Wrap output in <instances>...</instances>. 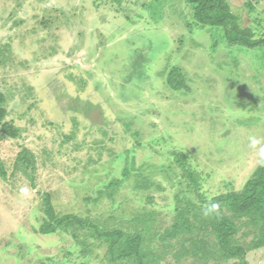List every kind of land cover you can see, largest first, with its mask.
Masks as SVG:
<instances>
[{
    "label": "rangeland",
    "instance_id": "rangeland-1",
    "mask_svg": "<svg viewBox=\"0 0 264 264\" xmlns=\"http://www.w3.org/2000/svg\"><path fill=\"white\" fill-rule=\"evenodd\" d=\"M228 2L243 26L264 34V0ZM174 67L187 85L180 91L167 81ZM0 91L20 132H0L8 172L0 176V264H108L106 247L92 240L39 232L43 193L57 212L107 228L133 230L135 217L150 214L162 233L178 195L197 201L181 193L180 169L168 167L172 150L190 154L207 197L240 190L264 153V47L228 44L185 0H0ZM25 149L35 156V186L17 165ZM125 155L144 174L124 181L115 199L112 189L100 198L122 176ZM154 234L157 264H204L192 252L178 259L191 248L188 235ZM253 236L238 234L244 245ZM246 258L264 264V247Z\"/></svg>",
    "mask_w": 264,
    "mask_h": 264
},
{
    "label": "trees",
    "instance_id": "trees-1",
    "mask_svg": "<svg viewBox=\"0 0 264 264\" xmlns=\"http://www.w3.org/2000/svg\"><path fill=\"white\" fill-rule=\"evenodd\" d=\"M111 1L121 4L123 0ZM185 1L193 5L194 18L197 23L201 26L221 28L222 35L228 44L264 47V34L258 36L254 28L243 26L240 17L232 11L228 0ZM248 6L253 10L251 2ZM167 81L177 91L187 86L180 68H172ZM8 115L7 96L0 91V132L5 137L17 138L20 135L19 128L7 119ZM170 154L174 159L173 164L168 166L169 169L172 170L174 167L180 169L182 180L179 184L181 185L183 181L186 183V188L181 189V193L192 192L197 201L194 202L193 197L186 199L178 195V207L174 221L164 232L154 231L155 220L150 214H147L149 217L145 214L135 217L133 222L135 225L138 224V227L128 230L107 228L92 221L89 216L57 212L48 193H43L45 215L40 219L39 232L43 234L69 233L78 240L82 237L84 241L92 240L91 245L97 243L95 246L106 247L104 259L108 264H157L155 253L148 249L147 236L151 233H157L154 236L165 241L181 234L188 235L184 241L189 240L191 248L183 245V253L177 255L178 259L192 252L204 264H209L210 261L220 264L230 260H233L231 264H249L246 258L247 253L264 247V153L256 169L240 190H231L211 197L201 192L204 177L192 165L190 154L175 149ZM124 158L127 161L122 176L111 180L106 187L100 188L98 191L100 198L105 196L107 189H112L109 192V198L115 199L124 181H129L137 174L140 176L144 174V165L134 168V160H129L126 155ZM19 164L25 165V172L30 175L33 186H35L34 154L25 149L18 156L17 165ZM0 176L4 179L8 178L7 169L1 158ZM211 204L218 205L217 210L205 215V210ZM240 232L244 235L254 234V236L244 245L238 238ZM203 235L204 237L213 236V242L203 238ZM80 243L85 244L83 241Z\"/></svg>",
    "mask_w": 264,
    "mask_h": 264
},
{
    "label": "clouds",
    "instance_id": "clouds-1",
    "mask_svg": "<svg viewBox=\"0 0 264 264\" xmlns=\"http://www.w3.org/2000/svg\"><path fill=\"white\" fill-rule=\"evenodd\" d=\"M218 208V205L211 204L208 209L205 210L204 214L209 215L211 212L216 211Z\"/></svg>",
    "mask_w": 264,
    "mask_h": 264
}]
</instances>
